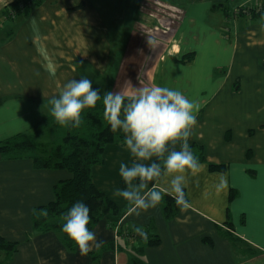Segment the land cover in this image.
<instances>
[{
    "label": "crops",
    "instance_id": "obj_1",
    "mask_svg": "<svg viewBox=\"0 0 264 264\" xmlns=\"http://www.w3.org/2000/svg\"><path fill=\"white\" fill-rule=\"evenodd\" d=\"M21 1L0 0V141L43 123L48 101L71 79L89 78L100 94L167 86L200 104L188 143L201 147L205 169L189 177L187 211L177 206L167 220L161 201L137 217L113 198L124 187L119 167L131 162L129 153L124 143L107 144L91 176L117 210L92 229L102 246L81 255L56 233L31 229L32 210L52 201L54 184L70 173L0 157V235L17 244L9 264H264V14L239 12L264 0H120L119 10L117 0H26L27 14L3 13ZM117 14L127 21L113 33L124 29L122 45L104 38L103 21ZM147 34L159 41L155 50ZM113 52L127 62L115 65ZM158 187L167 194L166 183ZM133 225L148 239L117 235L116 226L132 234Z\"/></svg>",
    "mask_w": 264,
    "mask_h": 264
},
{
    "label": "clouds",
    "instance_id": "obj_2",
    "mask_svg": "<svg viewBox=\"0 0 264 264\" xmlns=\"http://www.w3.org/2000/svg\"><path fill=\"white\" fill-rule=\"evenodd\" d=\"M147 44L155 50L159 41L147 34ZM50 74L54 75V72ZM48 103L50 115L63 127H79L83 112L102 103L104 119L112 132L123 133V143L131 161L120 164L119 176L124 187L113 190V198L125 202L128 214L139 217L141 213L157 208L163 199L158 187L161 182L168 185L164 191L173 196L181 212L189 209L185 193L189 177H195L205 169L188 143L197 125L198 102L180 90L159 85L132 86L101 95L89 78L81 77L64 83L58 95ZM226 183V178L221 176L218 187H225ZM43 214L47 215V212ZM90 222V209L80 201L63 216L62 231L81 255H87L103 244L88 227ZM133 227L140 237L148 239L142 227Z\"/></svg>",
    "mask_w": 264,
    "mask_h": 264
},
{
    "label": "trees",
    "instance_id": "obj_3",
    "mask_svg": "<svg viewBox=\"0 0 264 264\" xmlns=\"http://www.w3.org/2000/svg\"><path fill=\"white\" fill-rule=\"evenodd\" d=\"M40 0H34V4ZM29 1L15 2L3 13L11 18L19 11L27 14ZM80 4L75 7L78 8ZM12 8V9H11ZM251 17L262 16L261 11L251 8ZM9 31L7 35H10ZM189 53L179 59L186 63L192 58ZM176 60L175 58H173ZM103 95V94H101ZM102 103L95 108L86 109L82 115V123L79 127H63L59 125L56 141L51 145L42 142L36 137L41 123L35 129L18 133L12 137L0 141V157L5 160L29 159L35 169H64L70 173V177L57 181L53 188V200L35 207L31 212V229L35 233L52 231L56 233L62 244L69 250H74L75 244L62 231L63 216L76 202L85 203L90 209L91 222L88 227L92 230L95 225L108 213L117 210L114 202L103 192L98 190L92 182L91 169L94 165L102 163V153L105 146L112 142L123 143V135L111 131L109 124L104 119ZM193 153L200 161L204 160L202 149L196 144H189ZM211 170H222L223 165L209 164ZM233 197L230 192L229 198ZM177 204L173 196L163 195L162 212L165 219L169 220L175 214ZM47 212V215L43 213ZM115 226V225H114ZM117 235L125 237H140L135 231L132 234L116 226ZM135 238V239H136ZM231 238V237H230ZM156 238L147 241V245H154ZM138 248V247H137ZM17 250V244L3 239L0 235V264H9L13 254ZM140 253V249H137ZM131 264H142L133 258Z\"/></svg>",
    "mask_w": 264,
    "mask_h": 264
},
{
    "label": "rangeland",
    "instance_id": "obj_4",
    "mask_svg": "<svg viewBox=\"0 0 264 264\" xmlns=\"http://www.w3.org/2000/svg\"><path fill=\"white\" fill-rule=\"evenodd\" d=\"M106 1V0H104ZM120 0H117V3H116V9L119 10V8L121 6V4L119 3ZM252 5V4H251ZM109 7V3H104L103 4V7ZM246 8H240L239 9V12L242 11V12H248L249 9L247 8V6H244ZM12 9V8H11ZM250 12H252V10L250 9ZM117 19H115L114 21L113 20H108L106 19L105 21H103L102 24H105V28H106V34L105 35V39L106 40H110L112 41L114 38L116 39L117 41V44L118 45H122V42L124 43L125 42V39L128 37V36H124V29L122 30V33H120V35H117V36H113V33H116L117 32V28L115 27L117 24H123V25H126L127 24V21H124L122 19V17H120V14H117ZM129 22V21H128ZM4 28H6L4 26ZM8 29V27L6 28V30ZM116 55V61H115V65L117 66H120L121 65V62L122 63H126L127 62V59L126 58H123L124 56V53L123 52H113V55ZM136 69L134 70H127V75H130V74H133L135 72ZM131 72V73H129ZM59 129V125L55 122V120L52 118V116L50 115V111L47 112L46 114V117H45V120H44V123H43V126L38 129L37 133H36V137L41 140L42 142H45V143H48L49 145L52 144L53 141H56L55 139V134H57V131Z\"/></svg>",
    "mask_w": 264,
    "mask_h": 264
},
{
    "label": "built area",
    "instance_id": "obj_5",
    "mask_svg": "<svg viewBox=\"0 0 264 264\" xmlns=\"http://www.w3.org/2000/svg\"><path fill=\"white\" fill-rule=\"evenodd\" d=\"M251 7L257 11H261L262 13H264V2H254V5H251Z\"/></svg>",
    "mask_w": 264,
    "mask_h": 264
}]
</instances>
